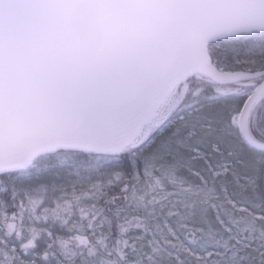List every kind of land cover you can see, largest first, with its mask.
<instances>
[{"label": "snow or ice", "instance_id": "6c2138e0", "mask_svg": "<svg viewBox=\"0 0 264 264\" xmlns=\"http://www.w3.org/2000/svg\"><path fill=\"white\" fill-rule=\"evenodd\" d=\"M0 264H264V0H0Z\"/></svg>", "mask_w": 264, "mask_h": 264}]
</instances>
